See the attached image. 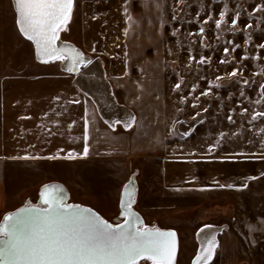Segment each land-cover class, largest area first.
Segmentation results:
<instances>
[{"label": "rangeland", "instance_id": "obj_1", "mask_svg": "<svg viewBox=\"0 0 264 264\" xmlns=\"http://www.w3.org/2000/svg\"><path fill=\"white\" fill-rule=\"evenodd\" d=\"M74 2L71 21L59 37L65 42H73L83 48L85 54L99 60L110 89L109 97L119 105L118 112L110 115L115 119L108 120L125 122L128 116L125 105L113 94L103 58H107L109 63L114 61L112 67H116L124 61L119 59L143 57L139 63L140 69L150 68L152 73L156 72L155 76L161 79L167 90V105L179 111V117L176 116L173 125L176 131L174 135L185 139L181 140L180 156L172 161H164L161 173L163 182H157L159 177L155 176V172L160 175L161 171L155 165L143 166L137 161L133 162L130 169L137 183L133 207L141 214L143 226L173 229L176 232L178 250L174 264H192L198 254V231L207 224L220 228L217 233L218 248L211 264H264V171L259 176H247L245 172L243 176L226 179L220 175L215 177L212 170V175L204 176V165L206 162L210 164V161L213 165L222 161H243L250 158L246 156L255 153L254 158L261 165L264 164V159L260 158L264 154L261 148L264 144V132H261L264 129V117L257 119L259 126L254 130L260 135L259 138H247L244 134L247 127L235 124L237 114L244 115L246 125L248 112L252 111L254 115L264 110V104L256 103L264 99L260 95V86L264 85V48L260 47L264 45V11L257 10L264 8V0ZM125 6L131 20L125 14ZM222 12L225 13L224 22L217 29L215 22L220 19ZM234 19H237L235 26L232 23ZM201 27L205 29L203 34L199 33ZM236 45L239 47L233 51ZM225 47L229 50L227 55ZM202 56L208 58L207 62L197 63ZM114 57L116 60H112ZM38 64L30 44L17 31L10 0H0V91L6 86L4 80L9 76H20L43 68L48 70L54 66L58 69L57 62ZM234 70L238 74L231 77L229 74ZM132 72H137L136 66ZM244 81H249V84L245 86ZM177 83H181L179 90L175 89ZM242 90L244 96L240 95ZM204 92L208 95H202ZM225 120L231 124L229 128L232 127L229 136H224L227 142L219 136V125ZM183 123L195 126L191 136L186 137L182 133ZM243 129L244 133H239L244 136L243 144L252 145L241 150V144L239 148L236 147V134L231 133ZM241 153L246 155H239ZM1 165L2 162L1 179L8 187L9 181L16 179L15 169ZM182 167L188 168L191 176L182 174L185 178L180 177L172 182L168 170H182ZM55 169L52 167L53 176L59 173ZM67 169L72 170L70 165ZM19 171L24 175L27 169ZM62 173L65 174V171ZM76 184L81 192L69 195L68 202L81 201L93 205L111 224L122 220L119 210L111 206L107 199L97 202L91 197L90 191ZM245 184L247 187H243ZM256 187L258 191H255ZM34 193L32 191L33 196L26 198L22 196L28 192L23 193L15 203L14 192L8 193L5 210L12 211L28 201L35 203L37 196ZM249 225L256 230L250 231ZM139 264H150V261L143 259Z\"/></svg>", "mask_w": 264, "mask_h": 264}, {"label": "crops", "instance_id": "obj_2", "mask_svg": "<svg viewBox=\"0 0 264 264\" xmlns=\"http://www.w3.org/2000/svg\"><path fill=\"white\" fill-rule=\"evenodd\" d=\"M79 50L85 54L83 48ZM102 60L105 73L112 83L113 94L130 111L125 122L135 117V124L130 130H126L123 124L114 125L115 121L108 120L115 119L113 116L108 115L109 118L103 119L97 105H93L80 89L78 81L74 83L68 73L60 71L59 66L58 69L55 66L48 70L43 68L20 76H9L4 80L7 84L0 91V162L3 167L15 169L16 179L9 181L7 187L0 173V220L10 211L5 210L8 193L14 192L15 203L26 192L28 194L22 197L33 196L32 191L37 196L39 188L49 182L62 184L68 196L79 194L81 190H78L76 183L81 184V188L90 191L91 197L97 202L105 198L119 210L123 186L131 176L135 179V174L130 173L133 162L138 161L143 166L155 165L161 171L162 177L155 172V176L159 177L157 182L160 183L163 182L164 161H172L180 156L181 140L185 138H178L173 130L179 111L167 105V90L161 79L155 76L156 72L152 73L150 68L140 69V60L143 61L141 56L119 59L124 61L116 67H112L114 61L109 63L107 58ZM112 60H116L115 57ZM36 62L38 65L45 64ZM134 66L137 67L136 73L132 72ZM141 71L142 76H139ZM248 113L246 125L244 115L237 114L235 122L237 126L247 127L246 132L243 129L231 133L236 134V147L241 144V150L252 143L244 145V136L239 133H244L247 138L260 136L254 133L259 126L257 120H251L254 112ZM229 126L231 124L226 120L219 125V136L225 142L227 138L224 136H229V131H232ZM194 127L192 123H183L181 131L183 134L190 133L186 135L188 137L193 134ZM85 146L89 150L87 156H83ZM70 152L76 154L77 158H64ZM25 156L38 158L19 159ZM246 157L250 158L230 163L216 162L215 165L212 161L210 164L206 162L204 176L212 175V170L215 177L220 175L226 179L230 176H243L245 172L247 176H259L264 171V164L261 165L253 155ZM69 165L72 170L67 169ZM52 167L59 170L56 176L51 174ZM22 168L27 169L24 175L19 171ZM168 173L172 182L179 180L182 174L191 176L186 167H182V170L169 169ZM255 191H258L257 187ZM74 203L96 210L93 205L85 202Z\"/></svg>", "mask_w": 264, "mask_h": 264}, {"label": "snow or ice", "instance_id": "obj_3", "mask_svg": "<svg viewBox=\"0 0 264 264\" xmlns=\"http://www.w3.org/2000/svg\"><path fill=\"white\" fill-rule=\"evenodd\" d=\"M14 5L19 31L35 44L41 62L48 63L50 60L67 58L71 66L66 70L76 71L84 62L83 54L77 51L71 55L56 46L60 32L65 31L71 21L74 0H14ZM257 10L264 11V8ZM124 11L128 15L127 6ZM224 15L225 13L222 12L220 19L215 22L217 29L221 28ZM238 17L239 13H237ZM128 19H132L131 15H128ZM208 19L210 20L211 17ZM232 23L235 26L237 19ZM247 27L250 28L251 25ZM204 32L205 29L201 27L199 33ZM236 47L239 45H236L233 51ZM260 47L264 48V45ZM228 51L225 47L226 55ZM207 59L202 56L197 63L204 64ZM225 62L221 61V63ZM237 74L238 72L234 70L229 75L235 77ZM181 83L175 85L176 90L181 88ZM243 84L247 86L249 81H244ZM202 95L208 93L204 92ZM240 95H245L243 90ZM260 95L264 97V85L260 86ZM181 102H185L183 97ZM256 103L264 104V99L257 100ZM244 111L246 112L247 109ZM261 117H264V110L256 112L251 120L255 121ZM228 119L232 122L231 116ZM116 124H123L126 130H130L135 124V117H131L126 122L117 120L114 122V125ZM261 132H264V129H261ZM185 135L190 133L186 132ZM87 138L86 120L85 142ZM261 148L264 149V144ZM88 151L85 146L83 156H87ZM36 158L38 157H19L25 160ZM56 158L59 157H48V159ZM64 158L77 157L70 152ZM260 158L264 159V154ZM133 184L134 181H130L125 186L126 198L121 200V214L124 220L123 223L115 226L88 209L65 203L63 191L58 187L45 186L41 192L39 205L29 204L5 216L0 223V264H139L142 259L151 261L152 264H174L177 252L176 233L143 226L137 214L131 210L134 196L129 189ZM243 187H247V184ZM249 229L256 230L251 225ZM217 248L216 235L212 234L206 239L194 264H211Z\"/></svg>", "mask_w": 264, "mask_h": 264}, {"label": "bare ground", "instance_id": "obj_4", "mask_svg": "<svg viewBox=\"0 0 264 264\" xmlns=\"http://www.w3.org/2000/svg\"><path fill=\"white\" fill-rule=\"evenodd\" d=\"M10 2H11L12 10L14 13V23H15V26L17 28V31H18L20 37L24 41H26L30 44L33 56H34V53L37 56L35 44L32 41L28 40L26 37H24V35L19 31V27H18L17 22H16L17 14L15 11L14 0H10ZM74 4H75V2H74ZM66 42H69V41L66 40ZM66 42L64 39L59 37V39L56 41L57 48L64 50L68 54L74 55L75 52H77V50L75 48L79 49L80 47L77 46L76 44H75V48L64 45V43H66ZM70 43H73V42H70ZM73 50H75V51L71 52ZM79 52L82 53L84 58H87L89 61L91 59V63L85 64L83 71L80 72V68H78L75 71V73L77 74L76 75L74 73L76 75L75 81L76 82L78 81V84L81 87L80 89H82L84 94L86 96H88L87 97L88 100L93 105H95V106L97 105L100 116L103 119L106 117V115H114V113H116L118 111V106H117V103L115 101L111 100L109 97V90L110 89H109L108 83L106 81V78L103 75V69H101V67H100L99 60L93 59L90 56L89 57L85 56V54L81 51H79ZM34 58H35V56H34ZM56 62H57V65L59 67L62 64V68L64 70H66L67 67L71 66L70 62L67 58L65 60H50L48 63H56ZM45 64H47V63H45ZM76 85H77V83H76ZM180 177H182V175ZM36 199H37V197H36ZM28 204H32L31 201H28ZM206 226H209V227H206ZM201 229H204V231H201ZM219 230H220V228L218 226L212 225V224H207V225H203L202 227H200L198 234H197V241H198V252L197 253H198V255L200 254L206 239L212 234H215L216 238H217V233L219 232ZM177 250H178V237H177ZM176 257H177V254H176ZM176 257H175V259H176ZM174 263H175V261H174ZM150 264H152L151 261H150Z\"/></svg>", "mask_w": 264, "mask_h": 264}, {"label": "water", "instance_id": "obj_5", "mask_svg": "<svg viewBox=\"0 0 264 264\" xmlns=\"http://www.w3.org/2000/svg\"><path fill=\"white\" fill-rule=\"evenodd\" d=\"M16 22H17V19H16ZM130 181H134V184H133L132 188L129 189V191L133 193L134 198H135V195H136L137 186H136V183H135V179H134V177L131 176V178H129V180H128V181L125 183V185L123 186V188H122V190H121V193H120L118 207H119V212H120V215H119V216H120V218H122V220H121L119 223H123V220H124V217H123L122 214H121V200H122V198H126V196H125V186L128 185ZM45 186H55V187H58L60 190L63 191L64 197H65V203H67V204H71V205H77V206H79V207H81V208L88 209V210H90L91 212L95 213L97 216H99L101 219L107 221V220L104 219V218H103V217H102V216H101L96 210L92 209L91 207H88V206H85V205H81V204H79V203L68 202V201H67V199H68V191L66 190V188H65L62 184H60V183H58V182H49V183H46V184L42 185V186L39 188V190H38L37 199H36L35 203L30 204V205H32V206H37V205L40 204L41 192H42V190L45 188ZM27 205H29L28 202L24 203L23 205L19 206L18 208L14 209V210H12V211L6 212V213L2 216V218H1V220H0V223L3 222V218H4L5 216H7V215H9V214H12V213H15V212H17L18 210L24 208V207L27 206ZM131 210L137 214V216H138L139 219H140V222L142 223V217H141V215H140V214L134 209L133 204H132V209H131ZM107 222H108V221H107ZM108 223H110V222H108ZM110 224H111V223H110ZM117 224H118V223H117ZM112 225L115 226L116 224H112ZM144 227H147V228H158V227H149V226H144ZM158 229H160V228H158ZM160 230H161V231H174L173 229H160ZM174 232H175V231H174ZM175 233H176V232H175ZM176 239H177V234H176ZM176 254H177V252H176ZM197 256H198V254H197L196 257L194 258L192 264H193L194 261L196 260ZM175 257H176V256H175ZM142 260H143V259H142Z\"/></svg>", "mask_w": 264, "mask_h": 264}, {"label": "built area", "instance_id": "obj_6", "mask_svg": "<svg viewBox=\"0 0 264 264\" xmlns=\"http://www.w3.org/2000/svg\"><path fill=\"white\" fill-rule=\"evenodd\" d=\"M87 56H89V55H87ZM36 60L39 61V62L41 61L37 56H36ZM90 61H91V59H90ZM60 68H61V70H64V69L62 68V66H60ZM69 75L72 77V80H73V82L75 83V77H76V75H75L74 73H69ZM117 106H118V110H119V105H117ZM125 109H126V108H125ZM126 110H127V109H126ZM117 112H118V111H117ZM117 112H116V113H117ZM126 113H127L128 118H129L130 111L127 110ZM119 218H120V217H119Z\"/></svg>", "mask_w": 264, "mask_h": 264}, {"label": "clouds", "instance_id": "obj_7", "mask_svg": "<svg viewBox=\"0 0 264 264\" xmlns=\"http://www.w3.org/2000/svg\"><path fill=\"white\" fill-rule=\"evenodd\" d=\"M83 69H84V68H83ZM81 71H83V70H81ZM92 101H93V100H92ZM93 102H94V101H93ZM94 103H95V102H94ZM95 104H96V103H95ZM109 117H110V115H109ZM109 117H108V115H106V118H109ZM113 122H114V120H113Z\"/></svg>", "mask_w": 264, "mask_h": 264}]
</instances>
